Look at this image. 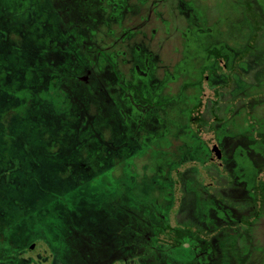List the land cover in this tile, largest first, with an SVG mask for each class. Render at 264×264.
I'll list each match as a JSON object with an SVG mask.
<instances>
[{
  "label": "rangeland",
  "instance_id": "rangeland-1",
  "mask_svg": "<svg viewBox=\"0 0 264 264\" xmlns=\"http://www.w3.org/2000/svg\"><path fill=\"white\" fill-rule=\"evenodd\" d=\"M262 19L264 0H0V264H264ZM172 227L190 262L151 250Z\"/></svg>",
  "mask_w": 264,
  "mask_h": 264
},
{
  "label": "trees",
  "instance_id": "trees-1",
  "mask_svg": "<svg viewBox=\"0 0 264 264\" xmlns=\"http://www.w3.org/2000/svg\"><path fill=\"white\" fill-rule=\"evenodd\" d=\"M245 11L248 14L250 13V9L248 7H245ZM251 17L254 18V19L255 18H260L258 15H256L255 11H254L253 14H251ZM252 18H251V20H252ZM256 23H258V22H255V23L253 22V23H251L250 26H248L247 34H249V33L253 34L254 30H255L254 32L259 33L260 31L258 32V29L262 30L261 25L259 26V23H258V25ZM240 50H238V51H240ZM249 50H250V48H249ZM261 86L264 87V83L263 84L261 83ZM250 99H252V98H250ZM26 112L34 115V113H33V111L31 109L29 111H26ZM24 113H25V111H24ZM1 114L4 115V113H2L0 111V115ZM256 131L259 132L258 128L256 130H253V132L251 131L252 134H253V136H251V137L257 136ZM262 138H263V141H262ZM259 139H261V141L264 142V136H262V135L259 136ZM161 142H163L164 144L169 145L168 143H166V140H165L164 137L162 138ZM199 161L200 162H204V159L203 160H199ZM174 162H177V161L175 160ZM160 229H161V231L163 230L162 226H160ZM170 230H172V231L175 230L177 234H182L183 233L184 236L182 237V239L177 237L175 242L171 243L170 245L168 244L165 247L166 249H164V247L161 248V245H159V247L156 246V249H154V247L151 246V250H154V251H157V252H161V254L165 253V255L170 254L171 257L173 258V260H175L176 262H179V261H185L186 263L190 262L195 257V252H196V248H195V245L193 243L192 237L189 234L188 235L185 234L187 230H179V228H177V227L176 228L172 227V228H170ZM151 241H152V244L157 245V243L155 242V238H151ZM185 243L187 244V246H184ZM172 250L176 251L175 255L172 254V252H171ZM176 257H178V258H176ZM179 259H183V260H179Z\"/></svg>",
  "mask_w": 264,
  "mask_h": 264
},
{
  "label": "flooded vegetation",
  "instance_id": "flooded-vegetation-1",
  "mask_svg": "<svg viewBox=\"0 0 264 264\" xmlns=\"http://www.w3.org/2000/svg\"><path fill=\"white\" fill-rule=\"evenodd\" d=\"M245 2H247V0H245ZM263 21H264V19H262ZM262 20H257V22L260 24L261 23V21ZM262 21V22H263ZM255 23V22H254ZM258 23H256L257 25H258ZM223 46H225L226 47V51L228 52V56H231L232 54H233V48H231V45H224V44H222ZM243 47V48H242ZM241 48V50L239 51V53H241V55L240 56H245V55H248L249 54V51L250 50H248V42L245 44V46H242ZM238 53V54H239ZM218 56V55H217ZM239 57V56H238ZM214 59H215V57H214ZM224 67H226V63H224V65H223ZM218 85V84H217ZM216 83H214L213 84V86H214V88H216ZM242 95H246V94H243L242 93ZM251 100V99H250ZM250 100H249V102H250ZM228 104H230V106L232 105V102L231 101H229V103H226V105H228ZM225 105V104H224ZM245 106H246V108L247 107H251L252 109L251 110H253L254 109V106H252L251 104H246V103H243L242 102V100H241V102H238V103H236L235 104V109L234 110H231V112L227 115V117L225 116L226 114H224L223 115V118H225V122H227V121H229V120H235L237 117H239V115L241 114V111H242V109H243V111H245ZM231 108V107H230ZM230 108H228V110H230ZM233 117V118H232ZM257 136H258V134H257ZM262 136H264V135H262ZM218 149V151H219V159L220 160H223L224 161V159H225V156L223 155V153H222V149L221 148H217ZM210 155H211V151H210ZM217 158V159H218ZM220 162H218L217 164H219ZM232 174V173H231ZM231 176V180H230V184H229V186H228V188H232L231 186H232V183H233V181H234V178H233V176L232 175H230ZM255 182V181H254ZM199 185V191H200V193H201V195L202 196H204V197H213L214 195L213 194H211L210 192H208L207 191V188H206V185H201V184H198ZM253 186L256 188L258 185L256 184V183H253ZM264 195V194H263ZM168 227H169V225H168V221L167 220H164L163 222H162V228L163 229H165V228H167L168 229ZM227 227V226H226ZM225 227V228H226ZM237 228H239V227H237ZM227 229H228V227H227ZM236 230V229H235ZM235 230H233L234 232H236ZM203 244V243H202ZM196 253L197 252H195V256H196Z\"/></svg>",
  "mask_w": 264,
  "mask_h": 264
},
{
  "label": "water",
  "instance_id": "water-1",
  "mask_svg": "<svg viewBox=\"0 0 264 264\" xmlns=\"http://www.w3.org/2000/svg\"><path fill=\"white\" fill-rule=\"evenodd\" d=\"M211 155H213L215 158L219 157V151L216 146H214L213 149H211Z\"/></svg>",
  "mask_w": 264,
  "mask_h": 264
}]
</instances>
